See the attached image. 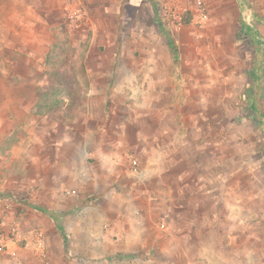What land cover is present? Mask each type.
I'll use <instances>...</instances> for the list:
<instances>
[{"label":"rangeland","instance_id":"obj_1","mask_svg":"<svg viewBox=\"0 0 264 264\" xmlns=\"http://www.w3.org/2000/svg\"><path fill=\"white\" fill-rule=\"evenodd\" d=\"M58 37L85 105L74 117L35 111ZM8 95L0 231L15 245L0 264H42L40 249L70 251L59 198L63 210L152 207L155 264H264V0H0L1 108ZM173 143L184 147L181 162L149 176L150 159L163 170ZM73 150L94 171L120 159L123 178L106 195L99 178L59 198L36 193L37 159L52 171ZM119 217L103 230L121 227Z\"/></svg>","mask_w":264,"mask_h":264},{"label":"crops","instance_id":"obj_2","mask_svg":"<svg viewBox=\"0 0 264 264\" xmlns=\"http://www.w3.org/2000/svg\"><path fill=\"white\" fill-rule=\"evenodd\" d=\"M65 1L66 0H59V3L62 5ZM3 98L5 104L3 108L0 107V111L3 115H8L7 110L9 109L10 103H13V98L11 95ZM176 129L177 128H173V132H176ZM70 145H76L77 147L81 146V144L77 142H72ZM181 148L183 149L184 147H176L175 143L169 146L163 170L159 168V157L157 158L154 156L155 158H152L153 161L150 159V172L148 175L156 178L158 176L162 177V173L165 174L169 172L171 164L181 162V160H177L181 158V155H178V151ZM101 150H98L96 155L101 154ZM109 160L111 159L109 158ZM37 161L40 166L38 169L40 173L37 175V182L40 183V186L37 188L38 191L36 193L42 196H53L54 198L61 197L63 190L73 189L80 192L83 189H87V187L92 186L94 180H98V178L102 180V183L96 187V190L104 191L106 195L109 188L113 190V187L109 186L112 184L110 181L117 178L119 182L123 178V174H125L124 172H118L120 169L118 167L120 159L117 158L112 160L116 162V164L111 162L103 164V166L111 165L108 169L112 168V171H110L111 169L107 170V167L94 171L92 168L93 165L88 161L86 162L85 159L78 154V150L66 152V156L60 157L57 160L58 162L54 164L52 171L45 168V159L40 157ZM113 171L116 172L113 173ZM46 175L51 178L52 184L46 183ZM145 176H147V174ZM137 191L141 192L142 189L139 188ZM57 201L59 206L62 205V199L59 198ZM77 201L78 200H76L74 204H76ZM59 206L58 209H56V220L58 224L68 232L67 244L69 245L70 251L54 256L49 253L51 264L156 263L158 259L157 254L152 255V250L154 246L158 244V239H155L153 233L155 229H153L154 221H151V217L155 211L152 207L132 205L118 210L114 206L80 205L71 207L70 210H63L62 207ZM117 217L122 220L121 227L119 225L120 222L117 223L115 221L110 229L103 230L105 225H109L105 222L106 220L117 219ZM115 232H118V234L120 233V236L114 237L113 235ZM187 238L188 237H184V241L182 238L178 239H181L185 245H188L189 240H187ZM170 240L171 236L168 238L167 242H170ZM210 240V237L203 238V241L209 242ZM184 252L185 255H187L188 252ZM219 258L220 256L218 259ZM204 262L206 263V260H204Z\"/></svg>","mask_w":264,"mask_h":264},{"label":"trees","instance_id":"obj_3","mask_svg":"<svg viewBox=\"0 0 264 264\" xmlns=\"http://www.w3.org/2000/svg\"><path fill=\"white\" fill-rule=\"evenodd\" d=\"M68 47L64 45L61 37H58L49 47L45 58V78L38 88V98L35 104L37 113H48L55 116L60 112L62 117H67L73 112L71 117H74L85 110L83 99L80 103L76 101L75 97L79 98L81 94L70 72L71 67L65 62Z\"/></svg>","mask_w":264,"mask_h":264},{"label":"built area","instance_id":"obj_4","mask_svg":"<svg viewBox=\"0 0 264 264\" xmlns=\"http://www.w3.org/2000/svg\"><path fill=\"white\" fill-rule=\"evenodd\" d=\"M11 234L18 235V230L16 226H13L11 228ZM11 245H15V241L10 238V236L6 235L5 233H2L0 231V254L5 253L8 249H10ZM38 245L42 246V243L40 242V239H38ZM40 246V247H41ZM39 257L42 261V264H51L49 254L43 250L40 249L38 251Z\"/></svg>","mask_w":264,"mask_h":264}]
</instances>
